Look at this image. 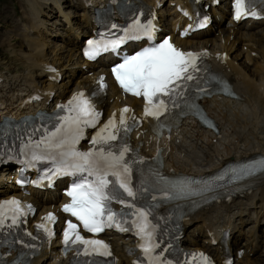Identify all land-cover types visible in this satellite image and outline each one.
<instances>
[{
    "label": "snow or ice",
    "instance_id": "1",
    "mask_svg": "<svg viewBox=\"0 0 264 264\" xmlns=\"http://www.w3.org/2000/svg\"><path fill=\"white\" fill-rule=\"evenodd\" d=\"M250 9L247 7V0H235V12L236 18L239 19L242 14H248ZM254 14V13H253ZM117 42L112 44L115 48ZM107 47V46H106ZM105 47V50H106ZM97 42L89 41V50L85 52V55L90 59L96 54ZM195 56L192 53H184L176 49L167 39L158 46L147 48L139 54L126 57L124 62L113 68V73L116 75V79L119 81L121 87L126 92H131L133 95L143 94L145 101L148 104L152 103L153 97L157 95H168L174 92L176 88L180 87L177 81L181 79L191 80L193 77L188 72L189 67H193L192 61ZM175 85V87H172ZM163 104V101H161ZM73 111L77 112L76 117L66 119L68 127L65 129V135L59 139L58 142L50 144V147L62 148L64 145L71 143L74 146L76 140L79 138V133L82 131L79 127L82 116H88L91 114V108L87 100L83 99V94L74 98ZM124 111H128L124 109ZM145 115H156L150 111L146 106ZM89 123L90 121H84ZM121 123L124 120L121 119ZM113 126V121H109V124L105 126L102 132H106L109 127ZM63 125L61 126V128ZM61 128H57L56 132L52 133V137H56L57 133L61 131ZM116 137L109 134L107 137L101 136V139H112ZM94 144L97 143V139H93ZM122 151L119 156H114L111 152L104 155L103 152L98 153L99 159H92L93 153H79L71 147L68 152H62V156L71 157L74 161L70 167L74 170L84 172L86 171L89 176H95L94 181L82 180L80 183L73 185V189L68 195L72 196V205H66L65 212H70L84 225V228L89 232H99L104 228V213L107 211V220L112 222L115 217V213L106 209L105 201L110 199V194L105 191L109 183H113L106 179L111 174L116 177V182L119 183V187L123 189L129 196H133L131 188L128 186V180L125 177L122 179V173L119 171L123 169V174L129 172V167L122 163L124 152ZM35 158V157H34ZM108 170H111L109 172ZM58 171H60L58 169ZM13 205L18 206V202H10ZM2 207V206H0ZM141 215H143L141 213ZM48 219H54L51 215ZM111 226V223H109ZM145 233V226H138V235ZM74 237V239H73ZM72 240V243L77 241L84 245H99L101 248L106 249L107 245H104L99 240H85L76 231V225L71 222L68 223V230L64 233L65 245ZM95 250V249H94ZM145 253L150 251V248L144 247ZM85 254L88 253V249H84ZM107 254V253H104Z\"/></svg>",
    "mask_w": 264,
    "mask_h": 264
},
{
    "label": "bare ground",
    "instance_id": "2",
    "mask_svg": "<svg viewBox=\"0 0 264 264\" xmlns=\"http://www.w3.org/2000/svg\"><path fill=\"white\" fill-rule=\"evenodd\" d=\"M1 20L0 13V22ZM30 60L34 61L35 57H31ZM5 64V60L0 61V67ZM243 69L244 72L250 71L249 68ZM250 76L252 75L245 73L244 79L260 80L256 76L253 78ZM211 114L218 119L222 128V137L212 135L192 123L187 124L181 133L182 143L173 145L175 152L169 161V168L183 172L205 173L229 158H239L253 151L264 152V113L259 120L252 119L244 110L227 113L223 108H219L218 110L211 109ZM190 130H193V134L188 138L186 135ZM192 165H195V168ZM54 199H57V196L53 193L42 197V200L46 202Z\"/></svg>",
    "mask_w": 264,
    "mask_h": 264
},
{
    "label": "rangeland",
    "instance_id": "3",
    "mask_svg": "<svg viewBox=\"0 0 264 264\" xmlns=\"http://www.w3.org/2000/svg\"><path fill=\"white\" fill-rule=\"evenodd\" d=\"M2 20H3V17H2ZM2 20H1V21H2ZM0 58H1V57H0ZM3 60H4V59H3Z\"/></svg>",
    "mask_w": 264,
    "mask_h": 264
}]
</instances>
